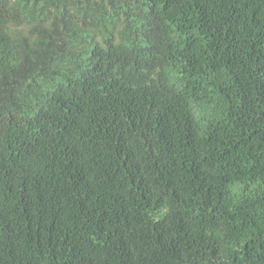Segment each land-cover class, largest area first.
I'll return each instance as SVG.
<instances>
[{
  "label": "trees",
  "instance_id": "16d2710c",
  "mask_svg": "<svg viewBox=\"0 0 264 264\" xmlns=\"http://www.w3.org/2000/svg\"><path fill=\"white\" fill-rule=\"evenodd\" d=\"M0 264H264V0H0Z\"/></svg>",
  "mask_w": 264,
  "mask_h": 264
}]
</instances>
